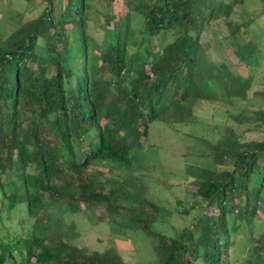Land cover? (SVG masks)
Returning <instances> with one entry per match:
<instances>
[{"label": "trees", "instance_id": "1", "mask_svg": "<svg viewBox=\"0 0 264 264\" xmlns=\"http://www.w3.org/2000/svg\"><path fill=\"white\" fill-rule=\"evenodd\" d=\"M41 2L37 16L0 39V225L23 204L18 225L31 224L25 236L0 235V264H125L112 251L67 241L49 204L121 212L151 239L154 264H229L231 237L250 231L264 204V140H244L227 126L216 141H199L204 161L185 166L199 213L173 237L153 228L162 208L137 195L130 202L106 173L132 168L153 122L189 123L199 101L247 97L253 74L209 66L200 41L218 17L238 45L254 19H232L244 0H104L105 44L88 32L90 0ZM160 35L171 39L153 51ZM235 47V67L252 68L254 45ZM233 121L264 131L262 109ZM250 234L246 263L264 264V233Z\"/></svg>", "mask_w": 264, "mask_h": 264}, {"label": "rangeland", "instance_id": "2", "mask_svg": "<svg viewBox=\"0 0 264 264\" xmlns=\"http://www.w3.org/2000/svg\"><path fill=\"white\" fill-rule=\"evenodd\" d=\"M88 13L91 36L100 43H106L111 37L103 30L104 0H90ZM43 8L41 0H0V39L7 38L22 20L32 19ZM121 13H124L121 10ZM254 18L243 36L237 42L249 41L255 47L250 60L252 68L239 65L235 46L229 30L221 18L215 17L204 27L201 35L203 62L209 66L226 65L228 69L246 77L248 71L254 80L248 89L247 97L242 99L233 96L229 101L202 100L197 102L194 118L189 123L165 124L153 122L149 127L148 137L142 151L133 153L132 168H121L117 172H108L106 176L117 179L122 184L123 196L136 204L134 195L144 197L165 212L156 218L153 228L167 237L175 236L180 230L188 227L197 215L198 210L193 202L194 188L188 183L192 178L185 174V166L190 163H201L202 150L199 141H216L227 126L234 127L241 133L244 140H264V131L249 130L237 127L233 116L244 110L264 111V11L258 0H244L237 6L232 19L241 22L246 18ZM170 37L160 35L152 40L153 51L170 41ZM143 56L146 52L142 51ZM104 170V169H102ZM103 172H106L105 170ZM181 202V203H179ZM118 205L129 207V202L119 199ZM180 204V205H179ZM25 205H20L12 213V223L3 218L0 228L7 231L0 235L9 238L25 236L31 229L29 222L19 226L18 222L26 220ZM54 219L59 220L60 231L67 241L88 251H112L117 253L125 264H154L155 254L152 241L139 229L130 228L131 221L124 214L105 206L92 205L89 209L71 212L65 206L56 208L47 206ZM56 208V209H53ZM183 210V213L180 212ZM149 217L145 212L144 217ZM10 227V228H9ZM253 238L264 233V204L261 205L256 217L252 220ZM249 230H240L231 237L229 264H247L248 249L253 245Z\"/></svg>", "mask_w": 264, "mask_h": 264}]
</instances>
